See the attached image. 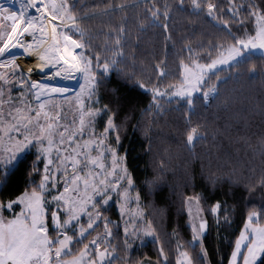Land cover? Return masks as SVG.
Here are the masks:
<instances>
[{
  "label": "snow or ice",
  "instance_id": "snow-or-ice-1",
  "mask_svg": "<svg viewBox=\"0 0 264 264\" xmlns=\"http://www.w3.org/2000/svg\"><path fill=\"white\" fill-rule=\"evenodd\" d=\"M15 3L16 0H0V189H5L24 166L28 158L25 153L29 149L35 150V159L27 165L28 175L39 179L32 180L19 195L0 199V264H117L119 260L124 264H144L131 256L133 245L129 243L130 237L140 236L152 237L158 244L159 255L154 264H172L152 221L147 219L148 213L140 207L141 191L129 171L127 153L119 154L121 130L116 123L117 113L108 104L94 108L88 102H100V86L114 72L126 85L130 83L151 94V103L142 110V117L154 109L159 114L163 109L162 100L171 102L182 98L190 109L194 107V98L209 104L221 95L217 84L209 83L211 79L215 77L218 83H227L233 78L231 75L221 78L218 75L223 70L221 66L230 70L254 58L264 61V0H251L246 6L228 0L226 9L222 7L223 0H190L192 15L208 18L215 27L227 32L231 41L210 42L209 48L200 52L193 48L191 41L185 40L180 51L186 56L178 60L179 82L163 88L159 84L145 83L124 66L129 61L125 49L133 39L127 27L130 18L126 9L143 6L139 30L162 28L165 39L171 40L169 24L175 13L167 0H139L132 5L104 3L102 7L94 4L79 15L80 0H20L18 9L13 7ZM178 8L185 9V0H178ZM241 10L248 13L255 27L252 32L237 35L232 31L234 25L222 16L230 14L240 29H244L245 21L238 15ZM117 12L121 14L120 23L109 27L102 54L93 48L92 38L81 22L98 16L110 17ZM74 35L80 38L74 39ZM135 39L139 40V36ZM198 47L203 48V45ZM76 49H80V53ZM89 49L92 55L85 54ZM20 55L35 57L38 61L35 68L51 71V81L58 77L71 79L75 71L84 83L80 84L74 99L69 100L66 87L32 80L34 69H22L17 63ZM205 59L208 62H201ZM155 68L157 80L171 75L159 64ZM252 71H255V64ZM16 85L21 90L13 96ZM118 92L119 88L112 89L113 95ZM197 92L201 94L199 97L195 96ZM54 96L64 99L55 100ZM62 103L76 107L78 117L73 116L70 121L76 125L74 129L60 122L64 119ZM102 117H106V121L102 131L97 133L96 120ZM148 130L145 126L150 152ZM194 134L195 128L187 135L189 150L195 141L205 138L202 134ZM85 136L88 138L83 139ZM255 151L264 157V139ZM261 165L262 172L257 180L264 188V159ZM165 169L164 161H159L160 172ZM250 172L255 176V167ZM56 174L63 178V191L57 187L60 181ZM160 179V175L152 179L145 177L141 187L151 195ZM246 187L251 190L250 185ZM112 194L123 200L121 213L127 205L136 204L135 219L144 225L141 228L134 224L131 231L124 227L125 256L120 255L118 245L112 244L114 236L108 227L111 222L101 211L102 206L109 204ZM200 200V196H187L182 201L190 218L188 246L198 249L195 255L180 250L186 246L179 242L178 232L168 234L176 237V247L180 250L177 264H212L204 244L210 225ZM225 204L217 201L210 209L217 227L221 224V215L224 224L231 222L232 209ZM16 208L18 212L14 211ZM5 212L9 215L5 216ZM83 217H86V225L82 223ZM100 224L104 233L88 239ZM50 225L54 235L50 234ZM228 264H264V207L260 211L247 212L246 222L233 241Z\"/></svg>",
  "mask_w": 264,
  "mask_h": 264
},
{
  "label": "trees",
  "instance_id": "trees-1",
  "mask_svg": "<svg viewBox=\"0 0 264 264\" xmlns=\"http://www.w3.org/2000/svg\"><path fill=\"white\" fill-rule=\"evenodd\" d=\"M138 2L139 0H80L81 10L78 15L87 12L94 4L102 7L104 3L132 5ZM167 2L175 13L169 24L171 40L165 39L162 28L139 30V19L144 15L143 6L126 9L130 18L127 27L133 39L125 49L129 61L124 66L128 71L135 72L145 83L151 82L161 87L179 82L178 60L186 56V53L180 51L184 48L185 40L191 41L193 48L200 52L208 49L210 42L231 41L228 33L215 27L214 22L203 16L192 15L190 0H185L184 10L178 8V0ZM250 2L251 0H236L238 5L246 6ZM227 4L228 0H223L222 7L226 9ZM238 15L245 21L244 29H240L238 22L230 14L223 15L222 19H227L234 25L232 31L237 35L252 32L255 23L248 13L241 10ZM120 19L121 14L117 12L110 17L98 16L81 22L91 36V44L96 51L103 54L106 33L109 27H116ZM137 36L139 40L135 39ZM73 38L80 37L74 35ZM201 44L203 48L198 47ZM85 54L92 55V50L89 49ZM201 62L208 61L205 59ZM157 64L171 75L157 80ZM253 64L255 71H252ZM218 75L221 78L231 75L233 78L227 83H218L215 77L211 79L210 84H217L221 95L209 104L194 98V107L190 109L184 99L171 102L162 100L163 109L159 114L154 109L143 117L141 112L151 103V94L130 83L126 85L114 72L100 86L98 93L100 105L108 104L117 113L116 123L121 130L119 153H127V165L140 188L144 209L148 213L147 219L152 221L172 264H176L179 250L175 243L176 237L168 234L178 232L179 242L186 246L187 251L193 255L198 251L188 246L191 229L188 226L186 207L182 202L184 197H201L200 202L210 225L204 244L209 250L212 264H228L233 241L246 222L247 212L264 207V188L259 186L257 180L262 172L261 160L264 157L258 151L254 152L264 139V61L254 58L230 70L224 68ZM114 88H119L116 95L112 93ZM145 126L149 129L148 136L151 139L150 152L149 143L145 139ZM193 128L196 129L194 135L202 134L205 138L195 141L194 147L189 150L186 139ZM34 153V149L25 153L28 158L25 159L24 166L17 171L5 189H0V199L19 195L32 180L38 181L39 177L29 176L27 169V165L35 159ZM161 160L166 166L163 172L159 170ZM39 167L42 169L43 163ZM252 167L256 169L255 176L250 172ZM157 175L161 179L154 192L148 195L147 189L141 187L143 181L145 177L152 179ZM246 185H250L251 190ZM217 201L226 202L225 206L232 209L229 213L230 224L222 222L223 215L220 217L219 227L214 223L210 209ZM17 210L19 208L15 209ZM107 213L112 216L110 226L113 227L114 238L119 242L118 251L121 256H125L122 229L113 221L117 219V212L111 206ZM158 255V244L153 240L131 249V256L143 262L154 264ZM117 264L124 262L119 260Z\"/></svg>",
  "mask_w": 264,
  "mask_h": 264
},
{
  "label": "rangeland",
  "instance_id": "rangeland-1",
  "mask_svg": "<svg viewBox=\"0 0 264 264\" xmlns=\"http://www.w3.org/2000/svg\"><path fill=\"white\" fill-rule=\"evenodd\" d=\"M19 2H20V0H16V3L13 5V7L18 9ZM76 52L80 53V49H76ZM37 62H38L37 59L35 57H31V56L25 57L23 55H20V56H18V59H17V63H19L21 65L22 69H24L25 71L28 68H33L34 69L32 74H31L32 80L39 79L42 82L47 81V82L55 84L56 86L66 87L68 89V92L66 94L67 97L69 98V100L74 99L75 93L79 91L80 84L84 83V81H83L82 77L80 76V74L76 73L74 71L73 74H72V78L71 79H65L63 77H58L55 81H51V80H49V77H51V75H52L51 71H49L48 69H45L43 71H41L39 69H36L35 65L37 64ZM221 67L223 69L227 68V66H221ZM0 71H2V70H0ZM20 90L21 89L19 88V85L13 87V96L18 95ZM195 95H201V94L199 92H197ZM53 99H55V100H63L64 98L60 97V96H54ZM174 100H182V98L181 99H174ZM88 103L91 104V106L94 107V108L102 107L100 105V103L92 104L91 101H89ZM32 106L35 107L34 104ZM62 107L64 109V111H63L64 119H62L60 122L62 124H70V127L74 129L76 127V125L75 124H71L70 121H71L73 116H77L78 117V114L76 112V107L74 105L70 104V103H62ZM105 121H106V117L97 118L96 125H95V131L97 133L102 131V128L104 126V122ZM87 138L88 137H86V136L83 137V139H87ZM73 147H75V145H73ZM95 154L96 153H93V155H95ZM120 155H122V154H120ZM54 156H55V153H54ZM70 169H71V165L69 164V172H70ZM56 178L60 181V183L57 186L59 191H63V187H62L63 178H61L59 176V174H56ZM53 194H55V193H53ZM122 203H123L122 198H118L115 194H112V199L109 201V204L105 205V206H102L101 211H102L103 215L108 219V221L111 222L112 221V216H110L107 213V211H108V209L111 206H113L114 211L117 212V219H113V221L115 223L119 224V226L122 229V234L124 236V227H128L129 230L131 231L133 229L134 224H139V226L141 228H143L144 225L139 220L135 219V212H136V209H137V205L136 204H129V205L126 206L125 211L123 213H121L120 206H121ZM200 204H201V202H200ZM201 206H202V204H201ZM140 207L144 209L142 197H141ZM192 207L195 210L196 205L193 204ZM255 210L260 211L259 209H255ZM14 211H15V209H14ZM18 211L19 210H17L16 212H18ZM4 215L8 216L9 213L5 212ZM204 216L206 217L205 213H204ZM188 218H189V216H188ZM130 220L132 222H128ZM189 222H190V218H189ZM82 223H85V225H86V217L82 218ZM97 223L99 224V222H97ZM108 227L113 232V229H112L113 227L110 226V223L108 224ZM104 231H105V229H104L103 225L100 224V226L96 228V231L91 233V235L88 237V239H92V238L96 237L98 234L102 235L104 233ZM50 234L54 235V230H53L51 225H50ZM69 234H72V233H69ZM150 240H153L152 237H143V236H140L138 238L130 237L129 238V243H131L133 245V247H134L135 245H138V244H142L143 245L147 241H150ZM141 241H143V243H141ZM85 242H87V241H85ZM112 244L113 245H118L119 242L114 238V239H112ZM104 247H107V245H104ZM133 247H132V249H133ZM180 250H186V249H180ZM179 251H178V256H179ZM178 256H177V258H178ZM144 264H150V262L144 261ZM176 264H177V259H176Z\"/></svg>",
  "mask_w": 264,
  "mask_h": 264
},
{
  "label": "bare ground",
  "instance_id": "bare-ground-1",
  "mask_svg": "<svg viewBox=\"0 0 264 264\" xmlns=\"http://www.w3.org/2000/svg\"><path fill=\"white\" fill-rule=\"evenodd\" d=\"M14 51H17V52H19L20 50H19V49H14Z\"/></svg>",
  "mask_w": 264,
  "mask_h": 264
}]
</instances>
